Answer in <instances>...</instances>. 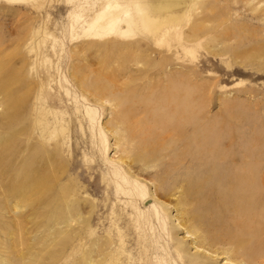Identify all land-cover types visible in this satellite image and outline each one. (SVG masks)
I'll list each match as a JSON object with an SVG mask.
<instances>
[{
  "label": "rangeland",
  "instance_id": "rangeland-1",
  "mask_svg": "<svg viewBox=\"0 0 264 264\" xmlns=\"http://www.w3.org/2000/svg\"><path fill=\"white\" fill-rule=\"evenodd\" d=\"M111 1L0 0V264H264V0Z\"/></svg>",
  "mask_w": 264,
  "mask_h": 264
},
{
  "label": "bare ground",
  "instance_id": "bare-ground-1",
  "mask_svg": "<svg viewBox=\"0 0 264 264\" xmlns=\"http://www.w3.org/2000/svg\"><path fill=\"white\" fill-rule=\"evenodd\" d=\"M185 1L186 0H135L134 2L137 3L135 10L127 8V10L120 13L121 9L119 8L120 6L116 3L117 1L112 0L110 3V8L96 14L98 18L101 19L99 28L109 30L111 24L115 23L116 28L123 36L142 33L145 34V36L148 35L149 37H153L154 39L159 40L160 38H162V36H165V34L170 31L171 28L175 27L174 23L180 18V15L178 13L180 11L184 13L185 6L189 7L192 4V1L194 2L195 0H188V3H186ZM118 2H120V5H122L121 3H126L125 0H118ZM118 25L121 26L118 27ZM197 144L199 145L198 141ZM248 156L249 152L248 150H245L244 152H242V155L239 156V158L237 157V159L239 161L243 160L244 163H249V159L246 158ZM136 193L141 196V199L144 203L149 197L144 187H139ZM150 207H154V202L149 204L146 208L148 209Z\"/></svg>",
  "mask_w": 264,
  "mask_h": 264
}]
</instances>
